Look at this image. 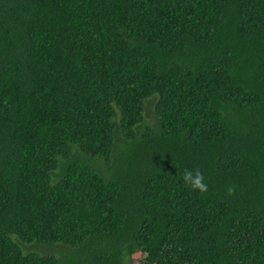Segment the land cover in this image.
Returning <instances> with one entry per match:
<instances>
[{
	"label": "trees",
	"instance_id": "16d2710c",
	"mask_svg": "<svg viewBox=\"0 0 264 264\" xmlns=\"http://www.w3.org/2000/svg\"><path fill=\"white\" fill-rule=\"evenodd\" d=\"M0 264H264V0H0Z\"/></svg>",
	"mask_w": 264,
	"mask_h": 264
},
{
	"label": "clouds",
	"instance_id": "9594fccd",
	"mask_svg": "<svg viewBox=\"0 0 264 264\" xmlns=\"http://www.w3.org/2000/svg\"><path fill=\"white\" fill-rule=\"evenodd\" d=\"M185 185L191 187L193 190H199L200 192L207 191V185L204 183V177L199 169L193 173L190 170H186L183 175ZM234 192L233 188H229L228 194L231 195Z\"/></svg>",
	"mask_w": 264,
	"mask_h": 264
},
{
	"label": "rangeland",
	"instance_id": "374dc122",
	"mask_svg": "<svg viewBox=\"0 0 264 264\" xmlns=\"http://www.w3.org/2000/svg\"><path fill=\"white\" fill-rule=\"evenodd\" d=\"M146 104H147V107H146V111H145V114H146V116L147 117H151L152 116V114H153V107H152V103H151V100H148L147 102H146ZM59 246H57V248H58ZM28 248L27 247H25V250H27ZM42 249H46V246H42Z\"/></svg>",
	"mask_w": 264,
	"mask_h": 264
}]
</instances>
